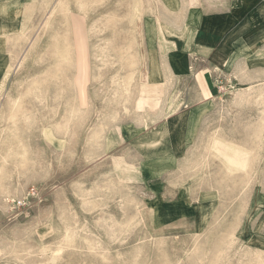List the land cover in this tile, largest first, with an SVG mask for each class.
<instances>
[{
    "label": "rangeland",
    "instance_id": "rangeland-1",
    "mask_svg": "<svg viewBox=\"0 0 264 264\" xmlns=\"http://www.w3.org/2000/svg\"><path fill=\"white\" fill-rule=\"evenodd\" d=\"M184 1L0 0V60L11 72L0 80V153L18 98L29 147L24 165L12 157L0 173V264H264L243 235L264 201V80L237 81L194 128H167L158 151L136 145L182 100L178 85L169 96L172 86L149 80L146 28L160 14L177 21ZM226 142L242 149L245 172L212 152ZM174 151L183 159L162 158ZM214 190L219 202L204 211ZM178 195L190 212L175 218L166 207ZM205 214L213 219L201 225Z\"/></svg>",
    "mask_w": 264,
    "mask_h": 264
},
{
    "label": "crops",
    "instance_id": "crops-1",
    "mask_svg": "<svg viewBox=\"0 0 264 264\" xmlns=\"http://www.w3.org/2000/svg\"><path fill=\"white\" fill-rule=\"evenodd\" d=\"M183 3V11H177L181 12L177 21L170 20L168 16L172 14L168 12L170 15L160 14L146 28V68L149 80L163 82L165 87L172 86L174 89H171L169 96L178 85L182 99L175 111L151 124L148 132L177 129L182 119H185L184 125L180 128H194L197 116H203L209 111L210 105L207 102L219 97L214 83L217 73L231 78L236 84L229 96L237 93V81L255 83L264 80V71L259 72L264 66V0H188V3ZM4 58L0 60V80L8 66ZM167 107L160 112L168 113ZM148 132L143 133L145 135ZM173 136L174 133L169 132L170 144ZM159 137L155 135L152 138ZM167 138L165 135L164 139ZM183 142L186 143V140ZM166 156L168 160L183 159L175 151ZM214 193V197L209 196L211 204L205 206L204 211H208L213 203L218 204L220 197L215 190ZM186 198L178 195L176 202L166 207L167 211L171 210L174 217L188 214L190 207ZM258 204L261 216L246 222L243 235L252 243L254 240L258 242L256 249L264 251V201ZM207 214L201 218V225H207L213 219ZM214 219L218 224L217 218ZM224 221H230L226 224L237 225L238 233V222L227 218Z\"/></svg>",
    "mask_w": 264,
    "mask_h": 264
},
{
    "label": "bare ground",
    "instance_id": "bare-ground-1",
    "mask_svg": "<svg viewBox=\"0 0 264 264\" xmlns=\"http://www.w3.org/2000/svg\"><path fill=\"white\" fill-rule=\"evenodd\" d=\"M65 1V0H64ZM135 1V0H134ZM62 2V1H61ZM59 4H62L60 3V1L58 2ZM67 3V2H66ZM65 3V4H66ZM135 3V2H134ZM28 4V3H27ZM25 5V4H24ZM63 5V4H62ZM68 5V4H67ZM60 6V5H59ZM134 6L133 8V15H137V17H139V13H140V9L139 7L135 4V5H132ZM68 7V6H67ZM27 8V7H26ZM29 8V7H28ZM61 9V7H59ZM66 8V6H65ZM64 8V9H65ZM132 8V7H131ZM30 9V8H29ZM58 9V8H57ZM29 11V10H28ZM56 11V9H55ZM65 11V10H64ZM25 14V13H24ZM54 15V14H53ZM68 15V14H67ZM132 15V17H133ZM50 19V16L48 17ZM50 22V21H49ZM23 26V25H22ZM197 27V26H196ZM23 29V28H22ZM187 30V29H186ZM21 31V30H20ZM5 33V32H4ZM187 34V33H186ZM1 36V35H0ZM173 36V35H172ZM8 40V38H7ZM57 41V40H56ZM58 43V42H57ZM70 45V44H69ZM56 46V45H55ZM68 46V45H67ZM58 49V48H57ZM3 52H5L4 50V41L2 39H0V54H2ZM56 55H58V62L55 61V63H57V69L56 70H61V66L65 63V62H68L69 59L71 60V57L69 58V50H65V51H58L57 53L55 52ZM134 64V62H132ZM64 66V65H63ZM11 68V66L9 67V69ZM14 69V68H13ZM11 73V72H10ZM10 73H7L5 74L4 76V79L2 81V84H4V82L6 81L7 77L9 76L8 74ZM60 73V72H59ZM51 74V73H50ZM57 76H60L57 75ZM67 77V76H65ZM35 81V80H34ZM44 81V80H43ZM33 82V81H32ZM46 83V82H45ZM1 84L0 86V106L2 104V99H3V85ZM34 84V83H33ZM40 84V82H39ZM43 85V84H42ZM67 87V86H66ZM35 89V88H34ZM48 90V89H47ZM32 91V90H31ZM29 93V90L28 92ZM43 93V91H42ZM242 94H245V93H242ZM259 94V93H258ZM9 95V94H8ZM24 96V95H22ZM245 96V95H244ZM236 97H239V98H242L243 95L241 94H237ZM9 98V97H8ZM10 99V98H9ZM14 99V98H12ZM34 99V98H33ZM243 99V98H242ZM8 100V99H7ZM11 103V102H10ZM9 104V103H8ZM21 106H22V101L20 98L12 101V107L11 109L9 110V112L7 113L6 115V118L8 121H9V124H7V126L3 129L4 131V135H6L5 137V147L3 148V153L0 155V159H1V163H0V173L1 171H3L5 168H7V164L10 162L9 158H12V157H19L21 158V164L24 165L26 163V157L28 155V152H29V147H27L26 145V139H24L23 137V134L20 132L21 131V127L19 126V124H17L18 122V117H19V113L21 111ZM43 108V107H42ZM3 109V108H2ZM25 109V108H24ZM28 109V108H26ZM5 110V109H3ZM2 111V110H1ZM25 111V110H23ZM22 111V112H23ZM4 112V111H3ZM26 112V111H25ZM32 112V111H31ZM35 113V112H33ZM32 113V114H33ZM5 114V113H4ZM26 114V113H25ZM30 115V114H29ZM23 116V119H24V114L21 115ZM27 116V115H26ZM31 116V115H30ZM33 116V115H32ZM4 119V120H5ZM21 119V118H20ZM26 119V118H25ZM30 119V118H29ZM32 119V117H31ZM3 120V119H2ZM3 120V121H4ZM25 121H28V120H25ZM42 122V121H41ZM7 123V122H6ZM32 124V123H31ZM60 124V123H59ZM36 125V124H35ZM52 125V124H51ZM61 125V124H60ZM59 126V125H58ZM32 127V126H31ZM28 128V127H27ZM3 134V133H2ZM3 135V136H4ZM50 135V134H49ZM155 135H159L160 137L159 138H152L153 136ZM167 135V129H158V130H155V131H152V132H148L146 133L145 135H143L136 143V145L146 151L147 149H149L150 151H153V150H156L158 151L160 148H162L163 144H165V139H164V136ZM213 138V137H212ZM26 140V141H25ZM227 143V146L226 147H221V146H218L217 148H214L212 147V152L215 153V155H217L219 158H221L223 160V163H225L228 168L227 171H230V172H234V171H240V170H244V172L248 169L246 167L245 164H242L241 162V157L239 156L240 153H242V149L240 148H237L234 144L230 143V142H226ZM245 146V145H244ZM242 151V152H241ZM227 156L223 155V153H227ZM257 155V153H256ZM255 155V156H256ZM162 158L166 159L167 156H162ZM257 158V157H256ZM16 159V158H15ZM12 161V160H11ZM15 161V160H14ZM12 163V162H11ZM13 165H17V164H13ZM18 167V165L16 166ZM228 173V172H227ZM2 174V173H1ZM231 174V173H230ZM6 178V177H5ZM1 182V181H0ZM4 183V182H3ZM1 184V183H0ZM8 185V183H6ZM5 184V185H6ZM2 185V184H1ZM3 186V185H2ZM10 186V185H8ZM8 191V189H7ZM69 228V227H68ZM67 229V228H66ZM71 231V229H70ZM66 233V232H65ZM68 236H72V234H70V232H68ZM70 240V239H69ZM93 247V246H92ZM263 249V248H262ZM1 251V250H0Z\"/></svg>",
    "mask_w": 264,
    "mask_h": 264
},
{
    "label": "built area",
    "instance_id": "built-area-1",
    "mask_svg": "<svg viewBox=\"0 0 264 264\" xmlns=\"http://www.w3.org/2000/svg\"><path fill=\"white\" fill-rule=\"evenodd\" d=\"M214 83L218 89L219 97H223L227 94L230 95L231 92L236 88V84L232 81V79L221 73H217L214 76Z\"/></svg>",
    "mask_w": 264,
    "mask_h": 264
}]
</instances>
